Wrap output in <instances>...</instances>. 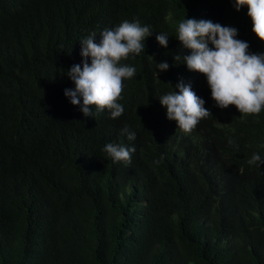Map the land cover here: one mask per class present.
I'll return each mask as SVG.
<instances>
[{
  "label": "trees",
  "instance_id": "trees-1",
  "mask_svg": "<svg viewBox=\"0 0 264 264\" xmlns=\"http://www.w3.org/2000/svg\"><path fill=\"white\" fill-rule=\"evenodd\" d=\"M247 11L234 0H0V264H264V163H248L264 159V108L218 107L176 37L182 19H206L264 52ZM134 19L153 33L121 61L136 68L124 112L93 105L85 117L64 94L80 40ZM180 80L212 114L187 134L159 100ZM108 143L134 146L131 163H114Z\"/></svg>",
  "mask_w": 264,
  "mask_h": 264
},
{
  "label": "clouds",
  "instance_id": "clouds-1",
  "mask_svg": "<svg viewBox=\"0 0 264 264\" xmlns=\"http://www.w3.org/2000/svg\"><path fill=\"white\" fill-rule=\"evenodd\" d=\"M244 6H247V15L252 21V31L264 41V0H234L237 11ZM152 33L150 25H142L139 19H134L124 20L115 28L103 29L98 43L96 32L80 40L82 66L74 64L66 72L75 85L74 89H65L64 94L70 103L78 106L85 117H93V105L96 113L108 109L111 118L120 117L124 112L123 105L118 103L124 90L123 81L136 73L135 67L121 61L130 54L144 52V41ZM237 35L238 30L234 27L206 19L184 18L178 24L176 37L184 48L190 50V54L182 56L183 63L190 71L206 76L211 96L218 107L224 109L233 105L229 111L240 116L258 114L264 108V52H249L248 42L236 39ZM168 37L161 32L155 38L159 45L167 48ZM174 59L181 60V55ZM168 68L167 62L158 63V70L166 71ZM175 88L179 91L168 92L159 100L167 109V118L175 120L177 127L187 134L201 119L212 114L204 107V99L192 90L191 84L180 80ZM122 133L129 141L136 139V132L127 126ZM229 143L234 142L229 140ZM103 151L114 163L130 164L136 149L134 146L108 143ZM162 161L163 156L154 163L158 165ZM248 163L260 165L264 159L254 153Z\"/></svg>",
  "mask_w": 264,
  "mask_h": 264
}]
</instances>
